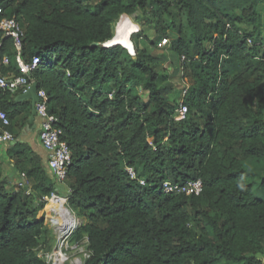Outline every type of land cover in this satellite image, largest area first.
Instances as JSON below:
<instances>
[{
  "label": "trees",
  "instance_id": "16d2710c",
  "mask_svg": "<svg viewBox=\"0 0 264 264\" xmlns=\"http://www.w3.org/2000/svg\"><path fill=\"white\" fill-rule=\"evenodd\" d=\"M261 3L264 9V0H0V18L15 17L23 29L24 61L41 59L30 77L46 91L71 149L66 182L70 207L85 219L74 237L88 238L85 264H264V177L246 166L264 159ZM153 4L170 17L178 7L186 18L173 28L158 20L155 38H143L154 47L167 39L169 56H151L141 34L131 37L135 56L106 45L122 15ZM16 54L0 30L8 75L21 74ZM175 61L182 63L176 73L156 69ZM186 76L189 87L181 86ZM17 96L0 88L14 141L32 111ZM180 99L192 118L177 120ZM6 129L0 121V133ZM7 155L32 191L9 188L0 173V264H47L38 251L52 250L54 240L39 212L56 180L27 142L11 143ZM198 178L200 195L162 189L166 180Z\"/></svg>",
  "mask_w": 264,
  "mask_h": 264
},
{
  "label": "built area",
  "instance_id": "2783aa9c",
  "mask_svg": "<svg viewBox=\"0 0 264 264\" xmlns=\"http://www.w3.org/2000/svg\"><path fill=\"white\" fill-rule=\"evenodd\" d=\"M1 13L2 6L0 5V16ZM0 30L5 34V36L14 39L17 49L15 63L21 72V74L18 75L6 74L4 72V66H9L11 64V58L8 55L3 58L0 57V88L9 90L12 94L16 95L26 93L29 91L32 83L34 82L30 77V73L40 66L41 59L39 56H35L32 62H25L22 58L21 37L23 36V29L15 17L0 18ZM166 44L167 39H164L159 43V46L163 47ZM38 96L40 99L36 104L37 117L41 119L39 138L48 153V167L53 178L58 183H64L68 178V167L72 163L71 149L68 142L63 137V129L58 126V117L48 111V95L46 91L38 89ZM188 113V106L184 102H181L177 109V120H185ZM0 121L3 126L8 128L4 130L3 133H0V144H10L14 141L15 135L9 129V126H11V119L7 111L2 109L1 102ZM126 169L131 178L138 180L141 184H145L143 179L138 178L137 172L133 167H127ZM162 189L165 193L200 195L203 191V182L199 178L191 179L186 182H173L166 180L162 184ZM69 195L70 192L67 195L53 192L51 195L43 197L45 202H49V204L52 202V199H55L58 204L63 203L66 211L74 215V227L70 228L67 230V233H65V229H63V226L60 225V222L55 221L53 218V216L57 215V211L52 210L50 212V220L57 235L58 242L60 243L61 251L64 243H67L68 238L77 230L80 223L79 218L68 204Z\"/></svg>",
  "mask_w": 264,
  "mask_h": 264
},
{
  "label": "rangeland",
  "instance_id": "374dc122",
  "mask_svg": "<svg viewBox=\"0 0 264 264\" xmlns=\"http://www.w3.org/2000/svg\"><path fill=\"white\" fill-rule=\"evenodd\" d=\"M261 8V12H262V20L264 19V9H263V3H261L260 5ZM174 13L173 16H167L166 13L163 11V9L159 8L156 5H150L148 6V8L146 10H141L138 9V11L136 13H134L133 15H127L126 17H129L132 21H134L135 23H137V29L130 37L135 36V34H141V46L147 48V50L150 52L151 56H158V55H162V54H169L170 52L168 51L169 48L167 47H161L157 44V47L151 46L147 41H145L143 38L147 35L150 36V38L154 39L155 38V30H154V26L157 24L158 20H164L167 24V26H171L176 24L177 26L180 24H186V18L185 15H182L183 13L179 11V8L175 7L173 9ZM181 13V14H180ZM124 17L123 15L120 17V19ZM119 19V20H120ZM118 20V21H119ZM118 21L116 22V24L114 25V32H115V36L114 38L107 42L106 44H109L110 42H115V37L117 36V34H119L120 32V28L119 26H117ZM144 22V21H148L149 24L146 23V25L144 24V26L140 25V22ZM117 26V27H116ZM143 27V28H142ZM173 28V27H172ZM170 30H172L170 28ZM174 33V31H173ZM158 37H156L155 42L157 43L159 41V39H157ZM130 47H128V50L131 54H133L135 56L136 51H135V47L132 41V38H130ZM136 39V37L134 38V40ZM167 48V49H166ZM168 55V56H169ZM179 66V68L182 66L181 61L179 62H166V63H156V69L163 74H173L176 73V68ZM182 68V67H181ZM186 74H190L189 70L185 71ZM179 75V74H178ZM176 75L174 76V83L176 86L179 87V81H181L180 77ZM183 84H181V86H190V80L189 77L186 76L185 79L182 81ZM264 85V83H263ZM141 96L144 98V100H147L148 97V92H144L141 91ZM182 100L180 99L179 102H181ZM189 117L192 118L193 117V111L189 112ZM262 118H264V114L261 115ZM37 123V122H36ZM34 134H37V132L35 133H31L30 134V138L32 139ZM26 140V139H25ZM3 147H0V149H2ZM0 159H1V155H0ZM246 166L249 169L255 170L259 173L260 178L264 177V159L263 160H249L246 162ZM46 169L47 171L51 174L50 169L48 167V164L46 165ZM14 172V174H13ZM17 172V171H16ZM1 175H4L6 177V180L8 182V186L9 188H13V186L16 187V189H20L22 187H24L25 185H29V189L26 191V193L28 194L29 192L32 191L31 189V184L28 180V178L23 175V174H18L19 177L14 178L15 175V168L12 165L11 161L8 159L6 160V162L4 163V168L1 169ZM8 175L11 176V178H8ZM52 175V174H51ZM53 177V176H52ZM68 181V180H67ZM12 182H15V184H13ZM66 183V181H65ZM68 183V182H67ZM56 192V191H55ZM70 192V190H69ZM257 192H262L261 188L257 187ZM57 193V192H56ZM60 194V193H58ZM39 202V201H38ZM49 204V202H47L45 204V207L43 209L40 210L39 215L43 216L46 220V223L48 225V227L52 230V238H53V247L52 250L50 251H43V250H39L38 254L39 256L44 259L47 264H54L55 258L57 256V254L61 251V247H60V243L58 242L57 239V235L55 233V230L52 227V222L50 220V209H47V205ZM68 204H69V200H68ZM76 214V213H75ZM77 215V214H76ZM80 220L79 223V227L82 226V224L85 222V219L82 217L77 216ZM198 233H200V229H198L197 231ZM76 231L68 238L67 243H64V246L62 247V251L64 253H66L70 259L67 260L64 264H85L86 260L89 258L90 256V251L88 249V238L84 237L82 240L76 242L74 241V237L76 235ZM216 264H240V263H234V262H228V261H220Z\"/></svg>",
  "mask_w": 264,
  "mask_h": 264
},
{
  "label": "bare ground",
  "instance_id": "6f19581e",
  "mask_svg": "<svg viewBox=\"0 0 264 264\" xmlns=\"http://www.w3.org/2000/svg\"><path fill=\"white\" fill-rule=\"evenodd\" d=\"M123 16L124 17H122L118 21L117 26H119L120 32L115 37L114 43H120L130 47L131 46L130 36L139 28L137 29V23L132 21L129 17H126L127 15H123ZM51 201L52 202L48 205V209H50V212L52 210L57 211V215L53 216V218L55 219V221L60 222V225H62L63 229H65V233H67V230L74 227V222H75L74 215L66 211V209L63 206V203L58 204V202L55 199H52ZM69 259L70 257L66 253L60 251L55 258V264H64Z\"/></svg>",
  "mask_w": 264,
  "mask_h": 264
},
{
  "label": "crops",
  "instance_id": "0c3cea01",
  "mask_svg": "<svg viewBox=\"0 0 264 264\" xmlns=\"http://www.w3.org/2000/svg\"><path fill=\"white\" fill-rule=\"evenodd\" d=\"M36 122H37V128L32 132H27L23 136V141L27 142L29 145H31L34 148V150L43 157L44 166H46L48 164V153L45 150V148L43 147V145L40 141V138H39L41 119L37 117ZM34 132L35 133L37 132V134H34L33 138L31 139L30 134L34 133ZM10 144H0V147H3L2 149H0V155H1V160H3L4 163L6 162V160H8L7 150H8V147ZM13 174H14V172H13ZM18 174H19V172H16V169H15V175L16 176L14 178L19 177ZM8 178L10 179L11 176L8 175ZM12 183L15 184V182H12ZM55 189H56L57 193H60L62 195H64V194L67 195V194H69L70 187H69L67 182L66 183L65 182L64 183L56 182Z\"/></svg>",
  "mask_w": 264,
  "mask_h": 264
},
{
  "label": "water",
  "instance_id": "95a60500",
  "mask_svg": "<svg viewBox=\"0 0 264 264\" xmlns=\"http://www.w3.org/2000/svg\"><path fill=\"white\" fill-rule=\"evenodd\" d=\"M115 44H120V43H109L106 44L107 46L115 45ZM123 45V44H122ZM126 48H128L126 45H124ZM38 84L36 82H33L29 91L23 94H20L17 96V101H25V100H30L32 104V111L31 115L29 116V124L26 126V128L23 131V134L21 136H18L15 141L12 142V144H15L16 142H23V136L27 132H32L37 128V123H36V118H37V109H36V104L39 101V96H38Z\"/></svg>",
  "mask_w": 264,
  "mask_h": 264
}]
</instances>
